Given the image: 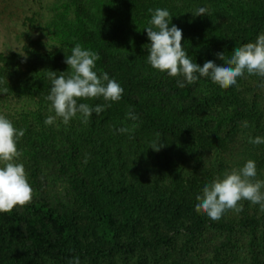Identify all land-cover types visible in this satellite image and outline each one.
Listing matches in <instances>:
<instances>
[{
	"label": "trees",
	"instance_id": "1",
	"mask_svg": "<svg viewBox=\"0 0 264 264\" xmlns=\"http://www.w3.org/2000/svg\"><path fill=\"white\" fill-rule=\"evenodd\" d=\"M199 7L206 15H193ZM155 8L171 12L200 66L223 65L216 53L227 59L264 31V0H0V114L25 130L17 147L34 190L0 213V264H264L260 205L242 200L243 211L219 220L195 211L205 184L248 159L264 180V144L248 142L264 136V77L178 87L182 78L147 63ZM76 44L99 54L122 99L86 124L46 126L48 73L71 71L64 60Z\"/></svg>",
	"mask_w": 264,
	"mask_h": 264
},
{
	"label": "clouds",
	"instance_id": "2",
	"mask_svg": "<svg viewBox=\"0 0 264 264\" xmlns=\"http://www.w3.org/2000/svg\"><path fill=\"white\" fill-rule=\"evenodd\" d=\"M148 11L151 17L144 29L150 41L147 45V63L169 77L182 78L176 81L178 87L195 84L206 77L220 88L228 89L235 86L238 78L246 73L264 77V31L258 34L254 42L235 47L227 59L223 52L216 53V57L224 62L223 65L206 60L200 66L189 56L185 45L182 46L183 30L172 23L171 12L167 8ZM206 13L205 7H199L193 15L204 16ZM99 60L98 53L76 44L64 60L71 71L60 75L55 71L48 73L51 88L46 99L50 102L49 112H54V115L45 118L46 126L56 125L58 119L67 125L74 118L86 124L93 114L99 116L112 103L122 99L123 87L107 72L97 69L96 62ZM101 98L105 103L93 105L80 102ZM138 119L131 109L125 114L126 121L135 122ZM242 127L248 128V122H242ZM131 130L127 126L117 129L121 134L130 133ZM24 135V129L17 128L9 118L0 114V213L29 203L34 195L25 166L20 162L22 153L17 147ZM158 138L159 133L149 147L156 152L164 147ZM248 142L253 145L264 144V136H249ZM257 176V162L246 160L239 169L225 172L222 178H215L205 184L196 196L195 211L205 213L212 220H219L227 210L243 211V206L239 204L242 200L264 209V180L257 179ZM70 264H81V260L74 256Z\"/></svg>",
	"mask_w": 264,
	"mask_h": 264
},
{
	"label": "rangeland",
	"instance_id": "3",
	"mask_svg": "<svg viewBox=\"0 0 264 264\" xmlns=\"http://www.w3.org/2000/svg\"><path fill=\"white\" fill-rule=\"evenodd\" d=\"M6 38H5V36L3 35V33H1L0 32V47H2L3 46V44H5L6 43ZM6 47V46H5Z\"/></svg>",
	"mask_w": 264,
	"mask_h": 264
}]
</instances>
